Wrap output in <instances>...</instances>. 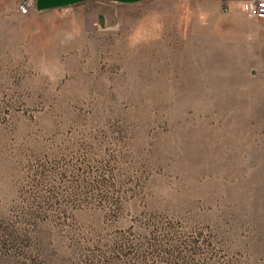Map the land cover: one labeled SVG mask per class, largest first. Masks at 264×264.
<instances>
[{
  "label": "rangeland",
  "instance_id": "rangeland-1",
  "mask_svg": "<svg viewBox=\"0 0 264 264\" xmlns=\"http://www.w3.org/2000/svg\"><path fill=\"white\" fill-rule=\"evenodd\" d=\"M24 1L0 0V264H264V22Z\"/></svg>",
  "mask_w": 264,
  "mask_h": 264
},
{
  "label": "crops",
  "instance_id": "crops-1",
  "mask_svg": "<svg viewBox=\"0 0 264 264\" xmlns=\"http://www.w3.org/2000/svg\"><path fill=\"white\" fill-rule=\"evenodd\" d=\"M35 1V11H47L49 9L58 8V7H68L75 6L81 3H85L91 0H34ZM112 4L123 5V6H134L145 3L149 0H105ZM209 1L218 4V6L224 7L230 13H236L241 5V0H201ZM208 10L204 9L202 14L207 15ZM264 22V20H262ZM262 62L264 67V37L262 45Z\"/></svg>",
  "mask_w": 264,
  "mask_h": 264
},
{
  "label": "built area",
  "instance_id": "built-area-1",
  "mask_svg": "<svg viewBox=\"0 0 264 264\" xmlns=\"http://www.w3.org/2000/svg\"><path fill=\"white\" fill-rule=\"evenodd\" d=\"M241 8L248 17L255 20H264V0H241ZM35 9V1H24L18 11L21 15H27Z\"/></svg>",
  "mask_w": 264,
  "mask_h": 264
}]
</instances>
